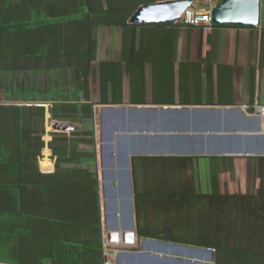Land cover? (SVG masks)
Returning a JSON list of instances; mask_svg holds the SVG:
<instances>
[{"label": "crops", "instance_id": "0c3cea01", "mask_svg": "<svg viewBox=\"0 0 264 264\" xmlns=\"http://www.w3.org/2000/svg\"><path fill=\"white\" fill-rule=\"evenodd\" d=\"M261 5L259 28L97 27V53L79 74L0 72V104L22 108L44 156L58 135L83 137L79 107H92L105 261L264 264ZM59 123L71 129L55 131ZM49 160V170L23 169L54 172ZM17 260V238L2 235L0 264Z\"/></svg>", "mask_w": 264, "mask_h": 264}, {"label": "trees", "instance_id": "16d2710c", "mask_svg": "<svg viewBox=\"0 0 264 264\" xmlns=\"http://www.w3.org/2000/svg\"><path fill=\"white\" fill-rule=\"evenodd\" d=\"M156 2L0 0V72L75 68L79 74L97 53L93 30L126 26L139 7ZM79 113L83 137H54L44 159L46 143L23 127L22 108L0 105V238H17L19 264L105 262L94 114L89 104H80ZM49 159L54 172L23 169L41 161L49 170Z\"/></svg>", "mask_w": 264, "mask_h": 264}, {"label": "water", "instance_id": "95a60500", "mask_svg": "<svg viewBox=\"0 0 264 264\" xmlns=\"http://www.w3.org/2000/svg\"><path fill=\"white\" fill-rule=\"evenodd\" d=\"M195 1L168 0L141 6L132 15L130 23L141 26L174 24L186 10L194 6ZM261 13V0H221L212 10L213 24L255 29L260 27ZM54 129L67 131L71 128L59 123L54 125Z\"/></svg>", "mask_w": 264, "mask_h": 264}, {"label": "built area", "instance_id": "2783aa9c", "mask_svg": "<svg viewBox=\"0 0 264 264\" xmlns=\"http://www.w3.org/2000/svg\"><path fill=\"white\" fill-rule=\"evenodd\" d=\"M174 24L180 25L183 27H203V28H212L215 25L213 24L212 10L205 12H198L193 7L186 10L180 20ZM255 112L261 116H264V106L256 105ZM105 264H111L110 261H105Z\"/></svg>", "mask_w": 264, "mask_h": 264}, {"label": "rangeland", "instance_id": "374dc122", "mask_svg": "<svg viewBox=\"0 0 264 264\" xmlns=\"http://www.w3.org/2000/svg\"><path fill=\"white\" fill-rule=\"evenodd\" d=\"M213 2H214V1H213ZM48 125H50V127H52L51 123L48 124ZM74 130H75V129H73L72 131H74ZM55 131H56V130H55ZM73 135H77V134L74 133V134H72L71 136H73ZM45 150H46V148L43 150V153H42L44 159L46 158V156H44V155H45V154H44V153H45ZM40 163H41V161H40ZM34 165H36V164H34V163H25V164H24V166L27 167V168H33Z\"/></svg>", "mask_w": 264, "mask_h": 264}]
</instances>
